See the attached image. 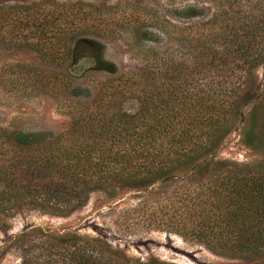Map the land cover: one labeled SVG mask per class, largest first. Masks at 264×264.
Instances as JSON below:
<instances>
[{
  "label": "trees",
  "instance_id": "obj_1",
  "mask_svg": "<svg viewBox=\"0 0 264 264\" xmlns=\"http://www.w3.org/2000/svg\"><path fill=\"white\" fill-rule=\"evenodd\" d=\"M216 15L204 28L202 10L188 6L187 25L201 29L184 36L190 52L158 53L146 70L110 79L91 102L76 104L68 129L53 134L0 127V218L24 209L68 214L93 191L114 198L119 190L149 192L159 183L155 195L171 187L170 203H149L147 227L243 264H264V92L256 91L255 79L264 63V19ZM0 17V41L52 59L83 32L103 34L88 21H107L100 5L83 0L0 5ZM137 24L128 21L130 28ZM238 127L259 157L219 159L221 145ZM31 235L16 239L20 264H178L129 256L101 236Z\"/></svg>",
  "mask_w": 264,
  "mask_h": 264
},
{
  "label": "rangeland",
  "instance_id": "obj_2",
  "mask_svg": "<svg viewBox=\"0 0 264 264\" xmlns=\"http://www.w3.org/2000/svg\"><path fill=\"white\" fill-rule=\"evenodd\" d=\"M30 1L0 0V5ZM83 1L102 7L107 21L88 22L104 32L79 34L68 41L62 57L52 59L32 47L19 48L9 46L7 40L0 41V127L25 133L55 134L66 130L76 116V104L91 102L110 79L146 70L156 62L158 53L163 52L166 57L169 53L181 56L182 52H190L184 36L198 34L201 29L187 25L190 22L183 13L188 6L202 10L204 28L216 14L227 17L228 13H238L264 19V0ZM42 14L38 21L44 18ZM130 20H137L140 25L130 28ZM2 22L0 17V25ZM255 79L256 91L264 92V63L257 68ZM241 133L238 127L226 137L218 151L219 159L250 162L259 157L242 142ZM159 186L156 184L149 192L119 190L114 198L93 191L84 205L68 214L24 209L4 215L0 218V264H20L16 239H21L23 232L36 236L40 230L101 236L133 257L154 256L178 264H243L166 229L147 227L144 219L148 216L145 209L151 211L149 203L154 208L156 203H170L172 188L161 186L156 196ZM143 203V209H137Z\"/></svg>",
  "mask_w": 264,
  "mask_h": 264
}]
</instances>
